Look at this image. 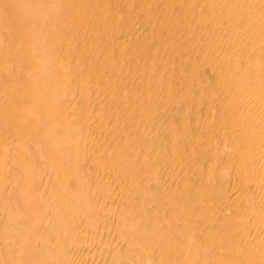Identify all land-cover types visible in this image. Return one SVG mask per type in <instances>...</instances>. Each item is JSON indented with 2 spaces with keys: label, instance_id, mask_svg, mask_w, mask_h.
<instances>
[{
  "label": "bare ground",
  "instance_id": "6f19581e",
  "mask_svg": "<svg viewBox=\"0 0 264 264\" xmlns=\"http://www.w3.org/2000/svg\"><path fill=\"white\" fill-rule=\"evenodd\" d=\"M20 4L0 0L23 69L0 65V264H105L106 208L115 264H264V0H61L46 90Z\"/></svg>",
  "mask_w": 264,
  "mask_h": 264
},
{
  "label": "clouds",
  "instance_id": "9594fccd",
  "mask_svg": "<svg viewBox=\"0 0 264 264\" xmlns=\"http://www.w3.org/2000/svg\"><path fill=\"white\" fill-rule=\"evenodd\" d=\"M20 15L27 24L28 54L31 59L29 79L40 90L58 78V65L49 42V33L54 19L60 14L61 0H21ZM57 99V89L48 97Z\"/></svg>",
  "mask_w": 264,
  "mask_h": 264
},
{
  "label": "rangeland",
  "instance_id": "374dc122",
  "mask_svg": "<svg viewBox=\"0 0 264 264\" xmlns=\"http://www.w3.org/2000/svg\"><path fill=\"white\" fill-rule=\"evenodd\" d=\"M6 19H7V18H6ZM7 20L9 21L10 19H7ZM7 20H6V25H7L8 23L10 24V21L7 23ZM4 23H5V20H4ZM9 24H8V26H5L7 29H9V28H8L9 26H10V28H11V24H10V25H9ZM1 25L3 26V28H5V27H4L5 24H2V23H1ZM1 25H0V27H1ZM6 28H5V29H2V27H1V28H0V31H1V29H2V31H1V33H2L3 30H4V32H3V33H4L3 36H5V37L3 38V39H4V40H3V41H4V44H3V42H2V45H6L5 47H6V48L8 47L7 49H8L9 51H7L6 48L2 47V48H3L2 50L5 49L6 52H7L8 54H7V53H2L3 56H1L2 54L0 53V56H1V57H0V63H2V64H0V65H1V66L5 65V66H3V67H4V69H3V74H4V72H5V74H7V75L10 76L11 74H8L9 72L14 74V71H15V73H16V69H17V71H19L20 69H22L21 66L19 67V64H18V62H17L20 58H16V59H18V60L13 59V58H15V55H14V54H16V52H14V51H15L16 49H17V50L19 49L20 41L18 42V43H19L18 45H17V42L14 43V41L17 39L16 36H17L18 34L16 33V34H15L16 36L14 37L13 33H15V32H14L12 29L9 30V32H8V30H7ZM141 29L143 30L144 27L142 26ZM88 32H89V35H90V33L92 32V30H89ZM7 34H8V35L10 34V35L8 36ZM85 34H86V33H85ZM6 35H7V36H6ZM89 35H87V37H89ZM93 35H94V34H93ZM93 35H92V36H93ZM97 35H98V34H97ZM98 36H99V35H98ZM7 37H8V38H7ZM121 37H123V38L126 37V41H128V39H129V35H125V33H122V32H121L120 39H121ZM5 38H6V39H5ZM11 38H12V39H11ZM14 38H15V40L13 41ZM123 38H122V39H123ZM10 39H11V40H10ZM19 39H20V37L18 36V40H19ZM122 39H121V40H122ZM9 40H10V43H8ZM70 40H71V39H68V43H67L66 40H65V42H66V43H65V44H66V47H68V48H65V50H69V52H71V51L73 50V51H72V53H73L75 48H73V47H74L73 44L71 45L72 48H69V46H70ZM97 40H98V39L96 38L95 41H97ZM12 41H13V42H12ZM126 41H125V42H126ZM71 42H72V40H71ZM13 43H14V44H13ZM8 45H9V46H8ZM14 46H15V47H14ZM16 46H17L18 48H16ZM20 46H21V44H20ZM10 47H11V48L13 47V48L11 49ZM21 48H22V47H21ZM21 48H20V49H21ZM70 49H71V50H70ZM5 50H4L3 52H5ZM76 51H77V49H75V52H76ZM12 52H13V53H12ZM75 52H74V53H75ZM16 55L18 56V54H16ZM19 55H20V53H19ZM12 56H14V57H12ZM17 56H16V57H17ZM18 57H19V56H18ZM122 57H123V56H122ZM9 58H10V59H9ZM9 62H10V63H9ZM16 62H17V64H16ZM4 63H5V64H4ZM15 65H16V67H15ZM8 66H9V67H8ZM17 66H18V68H17ZM119 66H123V67H122L123 73L126 74V76H127L128 79L131 78V79H130V82H132L131 80H134V84H135V83H136L135 80H136L138 77H134V74H133L132 72H131V73H132V74H131L130 71H128V70L126 69V67H124L123 64L120 63ZM5 68H7V69H5ZM8 68H9V69H8ZM10 68H11V69H10ZM10 70H11V71H10ZM22 70H23V69H22ZM6 72H7V73H6ZM17 73H18V72H17ZM73 73H75V72H73ZM20 75H21V74H17L18 77H17L15 74H14V75H11V76H15L16 78H21V80L23 81L22 76L19 77ZM76 75H77V74H76ZM73 76L75 77V75H73ZM77 76H78V75H77ZM135 76H136V75H135ZM78 77H79V76H78ZM78 77H75V78H77L76 81H77V80H80V79H78ZM92 79H93V77H92ZM92 79H91V80H92ZM137 80H139V79H137ZM137 80H136V81H137ZM14 81H16V79H15ZM14 81H13V82H14ZM17 81H18V80H17ZM17 81H16V83H17L18 86H17L16 83L14 82L15 84L12 83L13 85L11 86V88H13V86L16 85L17 88L19 89V87L22 85V81L19 80V82H21V85H19ZM90 82H91V84H89V81H88L87 85L85 84V86H86V88H87V92H86V94H89V96H91V97L93 96V97L91 98L92 101H93V99H94V101H96V98H95V97L97 96V95H96V94H97L96 81H90ZM77 83H78V82H77ZM138 83H139V81H138ZM78 84H79V83H78ZM89 85H90V86H89ZM16 86H15V87H16ZM75 86H77V84H76ZM79 86H80L81 88H82V86H83V89H84V84H83V83H82V84H79ZM87 86H88V87H87ZM11 88H10V89H11ZM18 89L14 90V92H15V93H20L19 90L21 91V87H20L19 90H18ZM83 89H82V90H83ZM92 89H93V90H92ZM85 90H86V89H85ZM85 90H84V91H85ZM17 91H18V92H17ZM12 92H13V90H12ZM90 93H91V95H90ZM20 94H21V93H20ZM20 94H19V95H20ZM83 94H84V92H83ZM16 95H17V94H16ZM21 95H22V94H21ZM16 98H17V96H16ZM18 98H20V97L18 96ZM89 98H90V97H89ZM92 101H91V102H92ZM11 102H13V101H11ZM94 103H95V102H94ZM2 106H3V105H2ZM66 106H67V104H66ZM99 106H100L99 103H98V106H97L96 103H95V111H98V112H99V110H97ZM96 107H97V108H96ZM69 108H70V107H68L67 112H69V110H70V113H72L71 108H70V109H69ZM0 110H2V109H0ZM70 113L68 114L69 117H70V118H74V117H73V114H72V117L70 116V115H71ZM73 113H74V115H75V111H74ZM76 113H77V112H76ZM124 114H125V113H124ZM76 115L78 116V114H76ZM126 115H128V114H126ZM5 116H7V114H6ZM77 116H76L74 119H76ZM132 121H133V126L135 127V129H134L133 126H132L133 129H132L131 126H130V127H131V129L133 130V132H135L134 130H136V132L138 131L140 135L143 134L142 132H144V133L146 134V136L143 135L142 137H147V136L150 137V136H152V133H151V135H149V133H148V131H147V129H146V126H143V122H142V121H141V123H140V121H138L135 117L133 118ZM37 123H38V122H37ZM37 123H36V124H37ZM40 123H42V120L40 121ZM129 123H130V122H129ZM133 132H132V133H133ZM136 132H135V133H136ZM138 132H137V133H138ZM147 133H148V135H147ZM139 134H138V135H139ZM27 140H28V139H27ZM28 141H30V139H29ZM140 147H141V146H139V149H140ZM144 148H145V147H144ZM144 148H143V149H144ZM143 149H142V150H143ZM139 151H141V150H139ZM138 159H140V157H139ZM138 159H137L136 162L139 161ZM141 159H142V157H141ZM63 160H64V159H63ZM63 160H62V161H63ZM62 161H60L61 164H60V162H58V163H59V164H58V165H59V168H60V166L64 168L65 165H66V167H70V166H71L70 164H65L66 162H62ZM71 161H72V160H71ZM71 161H70V162H71ZM82 162L85 163L84 160H82ZM140 162H141V161H140ZM140 162H138V163H140ZM62 163H63L64 165H63ZM68 163H69V162H68ZM138 163H137V164H138ZM82 164H83V163H82ZM97 164H98V166H99V163H97ZM62 165H63V166H62ZM69 165H70V166H69ZM86 165H88V167L91 166V164H90L89 162L85 163V167H86ZM138 165H139V164H138ZM140 165H141V164H140ZM126 166H127V165H126ZM66 167H65V168H66ZM122 167H125V165H122ZM63 168H60V169H63ZM45 169H48V170H49L50 167L45 168ZM66 169H67V168H66ZM68 169H69V168H68ZM64 170H65V169H64ZM123 170H124V168H122V171H123ZM46 171H47V170H46ZM48 172H49V171H47L46 174H48ZM46 176H47V175H46ZM137 181L139 182L140 180L138 179ZM114 182H117V181H114ZM122 193L124 194V191H123ZM122 193H121V195H123ZM125 194H126V195H123L124 198H125L124 200H126V198H127V197H126V196H127V193H125ZM102 215H103V216H101V217H102V223H106V221H107L108 224L106 223L104 230H102V232L104 231V233H105V231H106V233L103 234V235H102V233H100V235H101L100 240H103V241H106V240H107V242L109 243V244L106 243V246H104V247H105V248H104L105 251L103 250L102 253H104V252L107 253V251H109L108 253H110V254H108L107 256H106V254H105L104 257H103L104 259L102 258L100 262H102V263L104 262L105 264H108L109 260H110V261L112 260V261L114 262V260H113V256H110V255H112L111 253L113 252V251H111V250H112V246L110 247V242H111L112 239L115 240V238H116V239L119 238V236H120V234H121V229H122L121 227H122L123 224H124V223H123V222H124V219H123L122 216H121L122 219H121V217H120V218L118 217L119 220L121 219V220H123V221H121V222H122V223H121L122 225L120 224L121 227L117 228L118 226H113L114 222H111V221L114 220V221L117 222V221H119V220L117 219V216L112 217V215H111V211H109L108 208H106V209H102ZM103 219H104V220H103ZM105 219H107V220H105ZM112 219H113V220H112ZM115 219H117V220H115ZM119 222H120V221H119ZM125 222H127V221L125 220ZM110 223H111V224H110ZM112 223H113V224H112ZM109 225H110V226H109ZM111 225H112V226H111ZM115 225H116V224H115ZM125 225H126V226H125ZM124 226H125V228H126V227L129 228V226L127 225V223H125ZM51 228H52V227H51ZM51 228L48 229L47 232L50 233V231H52ZM53 230H54V229H53ZM55 231H56V230H55ZM55 231H54V232H55ZM107 231L110 232V233L108 234ZM52 232H53V231H52ZM52 232H51V233H52ZM117 232H119V233H117ZM51 233H50L49 235H51ZM56 233H57V232H56ZM114 233H115V234H114ZM107 234L110 235V236L108 237ZM57 235H58V234H56V236H57ZM111 235H113V236H111ZM114 235H115V236H114ZM118 235H119V236H118ZM51 236H52V237L55 236L54 233H53V235H51ZM51 236H50V238H51ZM102 236H103V239H102ZM123 236H124V237H123ZM111 237H112V238H111ZM114 237H115V238H114ZM117 237H118V238H117ZM122 237L125 238V235H122ZM50 238H49V240H50ZM58 238H59L58 236H57L56 238L54 237V239H56V240H57ZM105 238H106V239H105ZM108 238H109V239H108ZM110 238H111V240H110ZM123 238H122V239H123ZM51 239H52V242H53L54 239H53V238H51ZM54 241H55V240H54ZM122 241L125 242L124 239H123ZM124 242H123V243H124ZM56 243H57V242H56ZM107 247H108V250H107ZM109 248H110L111 250H110ZM91 250H92V249H91ZM96 250H98V249H96ZM96 250L93 249V253H95ZM94 251H95V252H94ZM96 253H98V251H97ZM100 253H101V252H100ZM107 257H108V258H107ZM111 257H112V259H111ZM105 258H107V260H106ZM112 261H111L110 263H111V264H115V262L112 263Z\"/></svg>",
  "mask_w": 264,
  "mask_h": 264
}]
</instances>
